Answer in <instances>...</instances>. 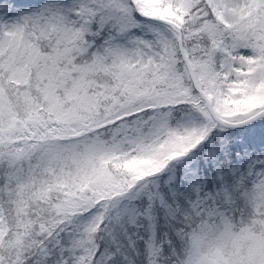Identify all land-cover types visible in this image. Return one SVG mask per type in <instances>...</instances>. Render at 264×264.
Segmentation results:
<instances>
[{
	"label": "snow or ice",
	"instance_id": "6c2138e0",
	"mask_svg": "<svg viewBox=\"0 0 264 264\" xmlns=\"http://www.w3.org/2000/svg\"><path fill=\"white\" fill-rule=\"evenodd\" d=\"M0 264H264V0H0Z\"/></svg>",
	"mask_w": 264,
	"mask_h": 264
}]
</instances>
